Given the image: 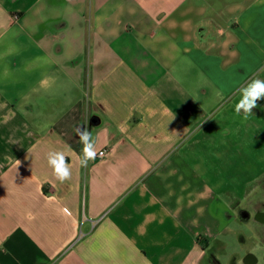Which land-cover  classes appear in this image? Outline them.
<instances>
[{"label":"crops","instance_id":"obj_1","mask_svg":"<svg viewBox=\"0 0 264 264\" xmlns=\"http://www.w3.org/2000/svg\"><path fill=\"white\" fill-rule=\"evenodd\" d=\"M254 79L264 0H0V264H205L264 183Z\"/></svg>","mask_w":264,"mask_h":264},{"label":"rangeland","instance_id":"obj_2","mask_svg":"<svg viewBox=\"0 0 264 264\" xmlns=\"http://www.w3.org/2000/svg\"><path fill=\"white\" fill-rule=\"evenodd\" d=\"M249 191L242 206L248 207L250 204L252 216L255 210L263 208L264 183L261 185L256 180L253 181ZM259 245L264 248V224L256 222L253 218L242 220L236 213V218L230 224L229 231L219 237L218 244H216L218 248L208 250L207 258L213 255L218 264H232L236 260L238 264H246V254L248 251H252L258 258L257 264H264L259 252ZM207 258L205 264L208 262Z\"/></svg>","mask_w":264,"mask_h":264},{"label":"clouds","instance_id":"obj_3","mask_svg":"<svg viewBox=\"0 0 264 264\" xmlns=\"http://www.w3.org/2000/svg\"><path fill=\"white\" fill-rule=\"evenodd\" d=\"M55 84V78L45 76L40 81V86L49 89ZM241 99L235 105V113L240 115L243 112L245 119L251 114V110L257 107V101L264 98V80L254 79L241 90ZM76 135L79 136V142L84 145L83 156L80 160L82 167H87L89 161L95 160L97 156L95 140L91 132L81 127L75 129ZM49 166L53 169L54 176L61 183L71 179V166L65 158L62 151L49 152L47 156ZM19 163V162H18Z\"/></svg>","mask_w":264,"mask_h":264},{"label":"flooded vegetation","instance_id":"obj_4","mask_svg":"<svg viewBox=\"0 0 264 264\" xmlns=\"http://www.w3.org/2000/svg\"><path fill=\"white\" fill-rule=\"evenodd\" d=\"M245 217H246V219L251 218V216L249 214H246ZM252 218L256 222L264 224V204H263L262 209L254 211ZM259 252L261 254V258L264 260V248H262L260 245H259ZM257 260H258L257 256H255L252 253H249L245 258L246 264H249L252 262H257Z\"/></svg>","mask_w":264,"mask_h":264},{"label":"built area","instance_id":"obj_5","mask_svg":"<svg viewBox=\"0 0 264 264\" xmlns=\"http://www.w3.org/2000/svg\"><path fill=\"white\" fill-rule=\"evenodd\" d=\"M104 154H105L104 151H99V152L97 153V156H98V157H102Z\"/></svg>","mask_w":264,"mask_h":264}]
</instances>
